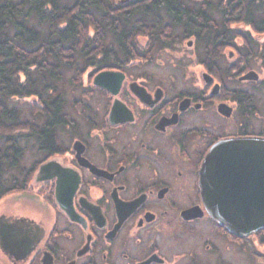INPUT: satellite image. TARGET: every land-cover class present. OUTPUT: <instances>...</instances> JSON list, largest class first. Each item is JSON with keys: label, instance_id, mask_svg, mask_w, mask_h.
Returning <instances> with one entry per match:
<instances>
[{"label": "flooded vegetation", "instance_id": "af4514ba", "mask_svg": "<svg viewBox=\"0 0 264 264\" xmlns=\"http://www.w3.org/2000/svg\"><path fill=\"white\" fill-rule=\"evenodd\" d=\"M204 41L179 45L193 59L185 68H199L184 69L182 86L173 71L141 69L144 60L112 70L116 96L92 87L106 105L87 108L84 125L71 121L70 147L55 148V138L31 174L11 176L22 190L0 199V264H264V228L229 229L207 208L246 209L264 179V151L252 145L264 141V62L242 52L250 47L240 38L234 47ZM115 100L121 122L111 124ZM57 181L72 187L60 196L70 216L55 203Z\"/></svg>", "mask_w": 264, "mask_h": 264}, {"label": "trees", "instance_id": "16d2710c", "mask_svg": "<svg viewBox=\"0 0 264 264\" xmlns=\"http://www.w3.org/2000/svg\"><path fill=\"white\" fill-rule=\"evenodd\" d=\"M189 37L222 47L240 38L250 47L242 52L264 62V0H0V199L22 190L2 175L17 169L25 145L42 153L58 132H72L65 111L77 101L66 92H92L86 70L91 81Z\"/></svg>", "mask_w": 264, "mask_h": 264}, {"label": "rangeland", "instance_id": "374dc122", "mask_svg": "<svg viewBox=\"0 0 264 264\" xmlns=\"http://www.w3.org/2000/svg\"><path fill=\"white\" fill-rule=\"evenodd\" d=\"M232 28H236V25H233ZM253 36H255V35L253 34ZM139 42L141 43L142 41L139 40ZM182 42H183V38L182 39L179 38L176 44L171 43L172 45L170 48L164 49L163 51H158V49H154L153 50L154 53L151 54V59L150 60L147 59L148 61L145 64L143 63V65L140 68L143 70H148V71H157L158 74L163 75V76H166L165 74H167L169 71H173L174 74L176 75V77L178 75V78H174V79H176L175 85L182 86L183 81H182L181 77L183 75V72L185 71L184 69H186V71H188L189 73H193L194 70L199 69L194 65H192L191 67L185 68L186 64H189V63L193 64V59H191L186 54H184V51H183L184 48L179 46L180 44L182 46ZM238 43H240V41H238ZM222 52L228 53V52H230V50L223 49ZM92 72H93L92 69L86 70V73L81 78L82 84L85 88L86 87L87 88L93 87L92 86V79L95 75L90 77L91 81L88 78V76H90V73H92ZM100 72H98V73H100ZM66 97L68 100L75 98L77 101V102H75V104H77V107L75 104H74L75 107H72V105L70 107L68 106L65 113L68 114L71 121L77 120L78 123L81 125H84V122L86 121V119L89 118L88 114H90V112L86 113L87 108L88 109L92 108V109H94L93 111L99 113L101 108L104 109V106L106 105V98L94 90L91 93L87 91L86 94H83L80 97L79 91L73 90L71 88L70 92H66ZM78 105L79 106L81 105L84 108V111H83V109L78 108ZM15 107L21 109L23 112V115L25 117H27V118L29 117V114L27 113L26 104H22V103L16 104ZM70 140H71V138H70V136H68V133H66L65 130L58 132V135L56 137V142H57L56 144L57 145L55 148H59V149L62 148L63 149V148L70 147V145H69ZM23 146H22V148H23ZM19 147H21V146L19 145ZM25 148H26V145L24 146V149H23L24 150L23 158L20 161L19 165L17 166V169H16V167H15L16 165H15L14 166L15 169L11 168L10 170H8V172L6 174H3L2 176H5V175L13 176L17 173L18 169H19L18 171H21L24 169V167L30 168V166L33 163L41 160L42 153H37V152H35V150L30 152V150L29 151H28V149L25 150ZM31 187H33V183L31 184ZM30 189H32V188H30ZM33 193H37L35 188L33 189ZM31 203L33 204V206H35L36 210H39L41 212H45V214L46 215L48 214L47 216L49 218H51V212H50V210L47 209V206H45V204L43 202H40V204H39V203H36L35 201H32Z\"/></svg>", "mask_w": 264, "mask_h": 264}, {"label": "water", "instance_id": "95a60500", "mask_svg": "<svg viewBox=\"0 0 264 264\" xmlns=\"http://www.w3.org/2000/svg\"><path fill=\"white\" fill-rule=\"evenodd\" d=\"M120 84H121V73L113 72V71H102L96 74L92 79L93 87L105 90L112 96L117 95L120 88ZM118 107L119 104L115 100L108 114V120L111 124H117L121 122V120L117 117L116 114ZM228 145H230V143H228ZM252 145H254L255 149H258L259 151H264V141H260V142L254 141ZM221 147H223V145ZM214 152L215 149L212 151V155L214 154ZM262 155L264 156V154ZM53 166L54 164L51 162L40 165L38 167L37 172L34 174V177H36L39 174L43 175L44 172H48L49 170H51ZM204 174H205V184H207L206 182L208 181L213 182V178L215 176L214 172L213 173L205 172ZM260 179H262L261 176ZM263 181L260 182V187L258 186L254 187V193H253L254 202L250 205H247L246 207L247 210L243 209V207L245 206L242 207L241 205L230 206V204H225L226 206H223L222 204L218 205L212 202L211 204L207 205L208 212L210 213V215H212V217L215 220H219V222L223 224H229L228 225L229 229L232 228L233 230H245L248 233H251L261 228H264V185H262ZM59 182L57 181L55 187V194H54L55 203L61 211L66 213L68 216H70V214H72V205L70 201L68 203L64 202L62 198L64 196L65 197L68 196L69 192L72 190V187L69 188L67 191L66 189H64L63 184H60ZM223 182H228L227 184L230 183L229 180H225ZM61 194L64 196L60 198ZM236 207H238L237 210ZM236 213L241 214L242 217H245L246 219L240 220L239 218L235 217ZM236 220L242 221L244 225L242 226L238 225L237 224L238 222Z\"/></svg>", "mask_w": 264, "mask_h": 264}]
</instances>
